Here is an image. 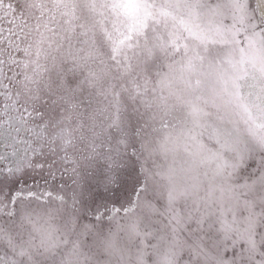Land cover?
Returning a JSON list of instances; mask_svg holds the SVG:
<instances>
[{
	"label": "snow or ice",
	"instance_id": "6c2138e0",
	"mask_svg": "<svg viewBox=\"0 0 264 264\" xmlns=\"http://www.w3.org/2000/svg\"><path fill=\"white\" fill-rule=\"evenodd\" d=\"M0 264H264V0H0Z\"/></svg>",
	"mask_w": 264,
	"mask_h": 264
}]
</instances>
